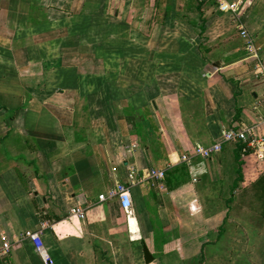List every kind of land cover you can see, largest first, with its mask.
Listing matches in <instances>:
<instances>
[{
	"label": "crops",
	"instance_id": "crops-1",
	"mask_svg": "<svg viewBox=\"0 0 264 264\" xmlns=\"http://www.w3.org/2000/svg\"><path fill=\"white\" fill-rule=\"evenodd\" d=\"M112 2L0 0V234L12 244L0 264H44L24 235L44 221L50 264H135L127 247L154 234L151 212L138 213L141 186L157 191L166 235L178 234L177 208L205 219L203 194H226L215 239L244 235L248 246L228 252H264V205L253 186L264 156L238 141L179 162L229 127L255 125L264 135V80L237 30L242 20L264 63V0H242L237 15L212 0H138L119 13ZM169 165L163 189L133 186L130 218L117 198L97 202L127 181L129 166L140 175ZM75 206L84 218L70 216Z\"/></svg>",
	"mask_w": 264,
	"mask_h": 264
},
{
	"label": "rangeland",
	"instance_id": "rangeland-1",
	"mask_svg": "<svg viewBox=\"0 0 264 264\" xmlns=\"http://www.w3.org/2000/svg\"><path fill=\"white\" fill-rule=\"evenodd\" d=\"M140 1L141 0H139V3ZM137 2L138 0H113V2L110 3L111 6L109 9L111 12L115 11L116 13L125 10L132 11L135 10L133 8L138 7ZM187 115L189 116V114ZM184 122L186 125L191 122V120L186 118ZM157 158L160 159V155H157ZM170 171L168 170L166 176L167 174L169 175ZM165 179L163 180L164 186L166 184ZM134 189L137 191L136 193L140 194H138L140 198V203L138 204L140 209L138 213L145 212L147 208V212H151L152 214V225L154 226L153 241H150L151 239H144V242L154 258H156V261L153 260L149 264H264V252H228L232 245L238 243L240 244L239 248L242 249L244 246H248H246L247 243L245 239L247 238L244 235H240V239L236 242H231V238L233 237L232 233H223L220 235L219 241L215 239L219 227L217 223L219 222V218L220 220L222 219L226 211L225 207L221 205L222 201L220 198L222 197L225 199L226 194H219L217 191L214 194L211 192L210 194H203L208 207L205 214L208 216H206L205 219L199 214L190 215L187 208L184 210H182L181 207L180 209L177 208V210L174 211V215L177 217L178 234L174 232L166 235L162 232V224L157 219V191L155 190L154 192L144 186ZM216 196H219L218 203L215 201V198H217ZM178 197L179 199H183L184 202L188 201L193 197L191 195V189L189 192V190L185 188ZM178 197L175 196L174 199H178ZM169 199L173 198L169 197ZM213 206L215 207L213 208ZM181 221H183V223ZM225 229L229 230L226 226ZM173 234L175 237L171 240L170 237H173ZM136 242L135 250L131 245L126 249L127 252L135 251V257L130 255L125 258L129 263L135 260V264H145L142 243L140 240ZM202 243H204L205 247L204 252H199ZM252 243L254 245V242H251V246Z\"/></svg>",
	"mask_w": 264,
	"mask_h": 264
},
{
	"label": "built area",
	"instance_id": "built-area-1",
	"mask_svg": "<svg viewBox=\"0 0 264 264\" xmlns=\"http://www.w3.org/2000/svg\"><path fill=\"white\" fill-rule=\"evenodd\" d=\"M212 2L220 12H231L232 14L237 15L242 0H212ZM237 30L239 36L244 40L246 54L248 58L250 57L249 60L251 59L252 61L255 76L264 80V63L260 59L259 48L255 45L254 37L249 33L242 20H239ZM261 123L264 124V114L262 116ZM254 127L255 125H248L242 128L229 127L227 129H223L220 139L207 145L195 143L191 152L181 153L179 162H189L198 156L203 158L215 157L221 151L222 145L230 141L241 142L243 150L250 148L253 152L257 153L259 158H263L264 153L262 151V147H264V135H257ZM170 167L171 166L169 165L166 168H147L139 175V170L135 166H129L127 168V181L115 182L113 188L108 194L98 195L97 202L102 203L107 200L117 198L126 216L129 217L133 212L131 193L133 186L136 184L150 183L151 186L156 184L160 190L163 189L161 181L166 178V173ZM70 216L84 218L85 208L81 206L71 208ZM48 226L49 224L44 221L40 223L37 230L24 231V235L33 242L35 251L39 254L44 264L51 263V257L43 246L41 240V234ZM11 245V241L7 238V236L5 234H0V255L8 254L11 249Z\"/></svg>",
	"mask_w": 264,
	"mask_h": 264
},
{
	"label": "trees",
	"instance_id": "trees-1",
	"mask_svg": "<svg viewBox=\"0 0 264 264\" xmlns=\"http://www.w3.org/2000/svg\"><path fill=\"white\" fill-rule=\"evenodd\" d=\"M238 148H239V145H238ZM238 173H239V177L238 179L241 178V173H240V170H238ZM237 186V179L235 180V182L233 183L232 185V188L236 187ZM253 186L255 187V190H256V195L258 197L259 200L262 201L263 205H264V173L263 175H261L254 183H253ZM262 213L264 214V206H263V209H262Z\"/></svg>",
	"mask_w": 264,
	"mask_h": 264
},
{
	"label": "water",
	"instance_id": "water-1",
	"mask_svg": "<svg viewBox=\"0 0 264 264\" xmlns=\"http://www.w3.org/2000/svg\"><path fill=\"white\" fill-rule=\"evenodd\" d=\"M142 249H143L144 262L145 263L151 262L154 257L145 243H143Z\"/></svg>",
	"mask_w": 264,
	"mask_h": 264
},
{
	"label": "bare ground",
	"instance_id": "bare-ground-1",
	"mask_svg": "<svg viewBox=\"0 0 264 264\" xmlns=\"http://www.w3.org/2000/svg\"><path fill=\"white\" fill-rule=\"evenodd\" d=\"M131 217V215L128 217V218H130ZM135 222V219L134 218H132V223H134ZM133 230V229H132Z\"/></svg>",
	"mask_w": 264,
	"mask_h": 264
}]
</instances>
